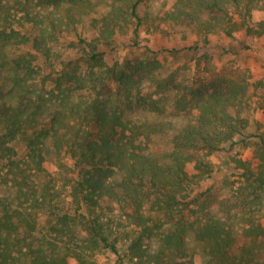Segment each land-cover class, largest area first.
I'll list each match as a JSON object with an SVG mask.
<instances>
[{
    "label": "trees",
    "instance_id": "1",
    "mask_svg": "<svg viewBox=\"0 0 264 264\" xmlns=\"http://www.w3.org/2000/svg\"><path fill=\"white\" fill-rule=\"evenodd\" d=\"M44 2L54 8L48 22L33 19L25 32L0 19V164L27 152L39 168L50 160L74 174L56 209L22 208L0 192V264H95L101 250L115 264H164L168 255L193 264L199 252L203 264H264V226L253 218L264 215V169L245 167L247 192L213 207L195 192L201 174L186 169L211 172L202 156L216 153L240 162L255 136L243 118L249 82L216 71L189 83L154 60L113 58L125 26L136 35L158 28V7L142 14V0H14L12 10ZM257 6L264 0H177L175 10L205 37H260L264 20L250 22ZM188 207L205 214L188 221ZM248 214L235 237L231 222Z\"/></svg>",
    "mask_w": 264,
    "mask_h": 264
},
{
    "label": "rangeland",
    "instance_id": "2",
    "mask_svg": "<svg viewBox=\"0 0 264 264\" xmlns=\"http://www.w3.org/2000/svg\"><path fill=\"white\" fill-rule=\"evenodd\" d=\"M99 1L106 6L112 0ZM13 4L14 0L10 2L0 0V19L3 20L5 27H8L7 30L10 27L18 30L20 25L22 32L32 25L33 19L41 23L48 22V11L54 9L53 5L47 7L45 3L46 5H34V8L27 10L25 7L12 10ZM176 4L177 0H142L139 7V12L142 14L147 12L150 6L158 7L156 21L158 28L150 27L147 30L142 26V30L136 35L133 32L135 27L133 24L125 26L117 36L119 45L116 53L112 52V56L120 61L124 58L154 60L161 68L175 70V74L180 75V79H185L189 83L216 71L249 82L243 118L248 122L245 133L251 132L255 136L248 138L245 151L238 156L240 162L216 153L202 156V160L210 164L211 172L203 173L197 170L194 163L188 164L186 168L191 177L201 174L195 192H207L205 202L209 207H213L217 199L224 198L228 193L235 194L234 192L238 190H241L240 193L247 192L244 189L245 167L258 166L264 169V34L260 37H251L241 29L232 36L219 33L205 37L198 33L195 27L190 29L186 24H180L179 13L175 10ZM171 12L176 13L173 19L167 17ZM54 16L52 12L51 17ZM5 18L8 21L12 20L10 26L5 23ZM261 20H264V6H257L251 14V25ZM163 48L177 51L172 54L160 52ZM193 114H196V110ZM253 126L257 129H253ZM26 154L27 152L18 154L14 164L7 162L0 164L1 195L6 193L18 195V202H23L22 208H29L32 211L49 210L52 206L56 209L63 201H68L69 186L74 172L69 170L64 174L59 170L58 165L50 160L44 161L39 168ZM65 160L67 166L72 165L70 159ZM63 185L66 187H62ZM188 208L183 214L188 221H194L196 218L199 220L205 214L198 208ZM106 216L111 220L109 225L113 228L127 229L129 223L124 218L120 219L114 214ZM239 216L237 220L231 222L235 237L239 236L242 226H247L250 214ZM253 218L264 226V215L256 214ZM258 244L263 245L262 242ZM200 248L205 249L203 244ZM94 259L95 264H115L116 260L115 255L108 250H101ZM69 263L77 264V261L72 258ZM162 263L185 264L183 259L171 255L164 257ZM193 264H203L201 252L194 256Z\"/></svg>",
    "mask_w": 264,
    "mask_h": 264
}]
</instances>
